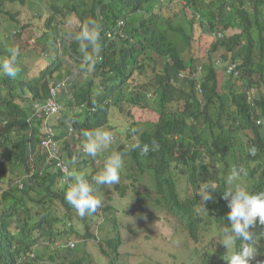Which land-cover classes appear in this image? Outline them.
<instances>
[{"label":"clouds","instance_id":"1","mask_svg":"<svg viewBox=\"0 0 264 264\" xmlns=\"http://www.w3.org/2000/svg\"><path fill=\"white\" fill-rule=\"evenodd\" d=\"M156 1L152 12L139 10L138 15L169 19L175 13L176 22H181L180 13H185L188 21L193 16L197 21L200 18L199 13L195 15L185 6V0ZM222 1L226 14L238 12L235 26L221 29L222 22L211 23L209 18L203 27L195 23L193 30L187 29L183 35L168 27L150 28L155 48L148 52L151 46L142 36H136L133 28L128 30L126 17L108 20L102 7L97 6L95 19L88 17L73 39L64 32L73 31L71 24L60 20L74 13L67 10L54 14L50 0H38L35 16L43 18L47 33L54 38L44 42L45 65L55 57L70 59L65 48L69 52L72 42L77 41L85 70L73 65L76 72L69 71L63 65L62 70L54 72L49 96L34 102V114L27 118V127L21 132V140L23 135L27 139L14 149L19 158L6 163L9 170L0 171V217L13 215L21 223L12 225L22 228L8 234L5 254L10 255L13 264H29L28 257L33 264H118L119 247L126 241L122 231L129 229L135 234L131 223L143 218L154 232V227L167 231L177 225L193 246L214 252L222 264H264V189L258 188L264 172V28H256L246 37L240 27L254 19L257 0ZM174 5H181V11L168 9ZM54 15L51 23L49 19ZM35 16L22 15L19 20L32 28ZM18 32L15 29L14 34ZM27 32L31 46L40 41L33 28ZM235 35H241L239 44L229 47L228 39ZM119 40L128 51L123 60L145 49L140 55L141 62L146 61L144 70H136L129 81L139 82L135 74L144 77L141 84L148 91V106L103 98L106 89L97 92L91 101L76 100L70 86L92 77L100 52L108 54L109 45ZM164 44L179 46L186 64L166 78L157 74L161 62L168 60L156 50ZM7 52V56L0 57V75L14 79L21 71L17 64L19 50L10 47ZM134 107L144 109V115L136 118ZM112 108L126 110L129 117L122 142L116 135L121 132L110 121ZM185 108L194 109L186 117L188 131L162 129L159 135L170 167L177 174L174 182L180 198L168 208L159 202L156 192L154 199L148 193L140 196L137 182L146 175L143 171L123 179V152L114 151L108 157L101 153L107 148H127V130L133 122H139L134 137L137 142L128 150L138 149L141 155H148L149 145L139 142V134H155L161 111L176 113ZM38 119H42L39 126L35 123ZM158 148L153 141L151 151ZM83 154L94 159L85 161ZM182 161L188 168L181 165ZM192 165L204 173L197 185L183 178ZM239 179L246 181L245 187ZM2 194L10 199L2 200ZM143 198L166 209L170 226L157 220L152 208L146 207L145 215L142 213ZM9 201L15 209L5 207Z\"/></svg>","mask_w":264,"mask_h":264},{"label":"trees","instance_id":"2","mask_svg":"<svg viewBox=\"0 0 264 264\" xmlns=\"http://www.w3.org/2000/svg\"><path fill=\"white\" fill-rule=\"evenodd\" d=\"M170 1L172 0H167V2ZM185 1V6L188 7L193 14H200L198 21L196 20V16H193L192 20L188 21V17L185 13H180L179 20L181 22H176L177 14L175 13H171L169 15L170 17L168 16L169 19L157 16L145 18L138 15L139 10L148 13L152 12L155 4L158 2L156 0H94V2L93 0H51L49 6L54 14L57 12H64V8L65 10L67 9L69 12L74 13L73 17L77 19L79 25L74 27L71 32L67 30L64 31L66 35H72L74 37L73 39H75V35L81 30L83 23L88 20V17L95 19L96 14L94 11L97 6L102 7L101 11L104 17L108 20L113 21L121 17H126L128 30L133 28L136 32L134 34L136 36L137 34L142 36L148 46H151L147 48L148 52L155 48L152 46L154 34L150 28L168 27L169 31L177 35H183L187 33V29H190L188 32H191L195 23H198L200 27H203L205 24L204 21L209 18L211 23H213V20L222 22L220 24L221 29H227L236 25L235 22L238 20V12L233 11L230 14H226L224 11L226 8L225 3L222 0ZM0 5H2L1 2ZM255 6L256 14L252 22L247 25H240L246 37L256 28H264V0H257ZM2 8L0 7V13L3 12L9 14L8 11H3ZM235 8H237L236 4L233 5V9ZM6 16L8 21L16 19V14ZM55 17L56 15L51 17L49 21L54 23ZM8 24L6 26H8ZM14 28L19 29L20 32L14 34ZM28 28V23L22 24L18 27V22H16L15 27H7L6 31L0 36V57L8 55V48H17L19 50L17 64L21 69L14 79L0 75V137L4 138L9 149L5 150V145L0 138V156H4V162L2 164L0 162L1 173L9 170L8 164L6 163L19 158L18 153L14 151V149L23 144V139H27V136L23 135V139L21 140V132L27 127V118L34 114V102L42 101L49 96V83L51 78L55 71L62 70L64 64L63 59L59 55L60 58L55 57V59L50 60L49 64L45 65L46 60L44 58L46 43L40 42L39 40L36 41L39 44L30 45L31 48H29L30 46L28 48H22L21 43L15 45L14 38L25 39L26 36H28L29 39L31 38L30 33L27 32ZM11 39H13L12 42L10 41ZM240 39L241 35L230 37L228 39V46L234 47L239 44ZM26 41H28V39ZM100 42H103V38H100ZM53 45L54 44L51 42L50 46ZM67 50L68 48H65V53L69 54L71 61L74 62V66L79 69H84L82 54L80 53L78 42H72L69 52H67ZM156 50L161 55L168 58V60H163L161 62L160 71L157 72L159 77L166 78L170 74H174L176 71L186 66L185 62H183L180 57L181 49L179 46L174 44V46L171 47L170 44H164L156 48ZM108 51V54L100 52L97 63L94 69H92V77H85L83 81L74 82V84L70 86V91L74 94L75 99L81 102L91 101L97 92L101 89H106L103 98H112L115 102L124 100L133 105L147 107L149 102L147 89L141 84V82L136 83L135 81H132L130 83L129 81L136 70H139L141 73L143 72L146 61L141 62L140 55L145 49H140L132 56L123 60V56H125L128 51L126 47H124L123 41L119 40L117 42L113 41V44L111 46L109 45ZM39 58L43 59L37 67V71L30 72L32 64L35 61H38ZM150 60L153 59L150 58ZM59 77L62 76L60 75L57 78ZM209 80L210 79H208V81ZM189 113H194V109L185 108L176 113L161 111L159 119L155 124V126H157L155 134H149L147 132L139 134V142L141 144H148L150 148V151L146 156L141 155L138 149L134 151L128 150V147L131 144L137 142L134 140V137L139 131V122H133L132 126L127 130L126 141L129 145L127 148L119 147L118 150L115 148H107L101 153L108 157L114 151L123 152L125 162L124 168L126 169V174L123 176V179L126 177L130 178L135 172L139 173L140 171H143V174H148L153 182V190L157 193V197H159V202H162L168 208H171L175 202L180 201V198L177 192L176 183L174 182L177 174L175 170L170 167V162L167 158V149L161 147L159 135L162 129H173L184 132L188 131L186 117ZM41 122L42 119H38L35 123L39 126V124L41 125ZM153 141L159 145V148L156 151H151ZM12 143L13 146L10 147ZM79 152L81 153V151ZM83 155L79 156H83L82 158L85 161L86 158L94 159L86 154ZM181 165L188 168L184 161L181 162ZM182 172L184 173V170ZM183 178L187 183L197 185L204 179V173L199 168H196L195 165H192L191 171L183 176ZM176 181H178V178ZM120 185L122 188H125L126 186L123 182ZM258 188L264 189V172L261 175V182ZM147 195L150 196L149 194ZM6 199H10L9 196L7 194H2V200ZM8 206H12L13 209L16 208L12 201L5 204L6 208ZM13 223L19 225L21 222L19 219L13 217V215H2L0 217V264H13L10 255L5 254L8 234H12L22 229L21 227L13 226ZM39 257L42 256L37 253V259H40ZM28 261L29 264H33L32 258L28 257Z\"/></svg>","mask_w":264,"mask_h":264},{"label":"rangeland","instance_id":"3","mask_svg":"<svg viewBox=\"0 0 264 264\" xmlns=\"http://www.w3.org/2000/svg\"><path fill=\"white\" fill-rule=\"evenodd\" d=\"M0 2L3 5V8L2 5H0L3 11H8L9 13H0V36L4 31H6V25L8 23H10L8 26L11 28L15 27V23L18 22L19 27L22 25L19 20L22 15L33 18L37 12L36 7L38 5V0H0ZM168 9L174 12H179L181 11V5H174ZM48 12L49 8H47V13ZM64 12L67 13V9H64ZM5 14L8 16L11 14H16V19L8 21ZM67 16L68 17H64L60 21L62 23L71 24L69 25V28L73 29L78 25L77 21L73 22L75 18L70 16V14H67ZM188 16H190L189 12ZM31 26L35 35L39 37L40 41L47 42L51 39L54 41L53 34L47 33V29H45L43 18L41 19L40 17L35 16ZM32 28H28V30L31 31ZM196 33L199 34L198 31H196ZM25 39L29 40V37L26 36ZM25 39L14 38V44L19 45L21 43L22 48H28L33 42L32 40L26 41ZM12 40L13 39L10 41L12 42ZM35 44L39 43L36 42ZM29 48H31V46ZM200 50L202 53H204L202 47ZM42 59L43 58H39L38 61H35L32 64L30 72L37 71L36 69L42 62ZM63 65L69 71L76 72L77 70L73 66V62L68 57H64ZM77 78L80 80L79 75H77ZM135 78L138 79L139 82L144 81L143 76L138 78V76L135 74ZM68 79L74 80L71 77H68ZM133 109V114L136 118H140L144 115V109L140 107H134ZM110 119L111 123L115 125L116 129H118L117 131L121 132L117 133L116 131V135L119 138V142H122L124 140L123 128H125L129 123V117L126 114V110L120 111L117 108H112L110 111ZM238 183L242 184L244 187L246 186V181L242 179H239ZM152 184L153 182L149 178L148 174L144 177H141L137 182V185L142 193L140 196L148 193L150 197L154 199L156 195ZM148 187L151 188L149 189ZM140 202L143 205L141 211L144 215L146 213V207L152 208V213L157 216V220H160L164 224H168L170 226V220L168 219V213L165 208L155 206L150 199L143 198ZM131 227L136 230L135 234H133L129 229H126L121 233L122 238L126 241H124L119 247L120 255L118 264H222L220 259H216V254L214 252L193 246L190 240L183 235L177 225L174 227L170 226L167 231L159 230L158 227H154V232L150 231L152 227L148 224V220L143 218V220L137 219L136 222H132ZM146 229H149V231H146ZM101 264L105 263L101 262Z\"/></svg>","mask_w":264,"mask_h":264}]
</instances>
